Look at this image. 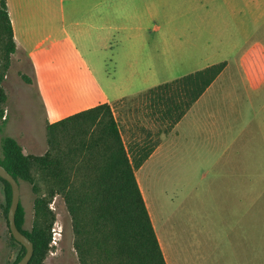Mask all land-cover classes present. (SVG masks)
Masks as SVG:
<instances>
[{"label": "crops", "instance_id": "0c3cea01", "mask_svg": "<svg viewBox=\"0 0 264 264\" xmlns=\"http://www.w3.org/2000/svg\"><path fill=\"white\" fill-rule=\"evenodd\" d=\"M172 1L168 0L166 9L137 12L120 19L124 40L118 57L128 82L123 90L114 87L109 91L103 89L100 94L90 91L89 101L71 103L73 107L66 111L62 110L65 93L61 90L56 95L59 106L54 109L53 117L46 120L47 125L104 104L111 107L131 160L150 153L135 169V175L167 264H181L176 256L177 232L170 223L171 216L165 222L160 221L154 204L148 201L140 176L147 170L151 176L169 177L182 164L215 177L218 185L214 192L227 194L222 207L235 209L237 222L248 219L247 231L257 237L260 245L257 250L254 243L247 247L242 254L244 260L238 256L243 250H237L236 262L238 259L239 263L264 264V205L256 213V203L264 202V0H181L178 5ZM25 4L26 0H7L17 48L10 69L14 61L22 64L28 59L34 74L39 71L42 81V62L64 57L57 46H46L42 34L51 36V31L54 32L59 37L56 41L59 45L89 40L81 34L79 22L72 21L62 27L45 25V20L53 14L45 8L46 0H41V8L29 12L24 10ZM77 12L76 5H72L68 17L72 19ZM25 14L41 18L42 25L34 22L25 25L21 20ZM35 36L41 39L32 46ZM102 50H107V46L91 52L88 64L96 66L97 57L100 63ZM220 63L226 64L224 70L172 128L162 119L161 106L152 103L150 97L138 95ZM92 70L94 76L101 74L99 69ZM19 74L25 85H35L26 73ZM23 75L31 83L25 82ZM136 81H141L143 87L133 91L131 82ZM13 86L8 74L3 82L6 94ZM39 89L42 91V85ZM15 138L24 151L35 149L34 139L27 141L30 146L25 148ZM244 193L251 194L247 202H243ZM240 208L246 209L244 216L239 214ZM187 235V238L192 235L190 228Z\"/></svg>", "mask_w": 264, "mask_h": 264}, {"label": "rangeland", "instance_id": "374dc122", "mask_svg": "<svg viewBox=\"0 0 264 264\" xmlns=\"http://www.w3.org/2000/svg\"><path fill=\"white\" fill-rule=\"evenodd\" d=\"M181 0H173L178 5ZM45 8L53 11L51 17L45 20L48 27L69 25L72 21L82 26L81 34L89 42H80L75 45L56 41L59 37L51 31V36L42 34V41L46 46L55 45L63 51L62 59H49L42 62V81L39 80V71L33 72V65L28 59L22 64L14 61L13 67L7 72L13 89L8 91L6 102V125L4 132L0 131V142L3 135L18 137L25 148L30 146L27 141L34 139L35 149L24 151L27 155H44L48 149L46 129L47 121L53 117L54 109L59 106L56 95L62 90L65 93L62 110L71 108L72 104L89 101L90 91L110 90L118 88L123 90L128 84L124 76V66L119 61V49L124 40L120 28V19L123 16H133L135 13L166 9L168 0H89L88 2H69L68 0H46ZM72 5L78 10L72 19L68 11ZM41 8V0H26L24 10L29 12ZM103 13L105 17H102ZM66 18L64 19V15ZM110 14V16H106ZM21 17L26 25L34 22L42 25L41 18ZM82 23V24H81ZM135 24V21H132ZM47 37V40L46 39ZM41 39L35 36L31 41L34 46ZM107 46L95 58L96 66L88 64L90 54ZM100 52V51H98ZM12 63V60H11ZM11 67V65H10ZM57 68V70H56ZM61 68V69H58ZM92 69H99L101 74L94 76ZM26 73L34 80L33 87L25 85L19 77ZM20 75V76H19ZM76 75V76H74ZM25 76V75H23ZM22 76V78H23ZM6 79V78H5ZM135 87L133 91L142 89V82H131ZM42 85V91L39 87ZM87 90V91H86ZM72 103V104H71ZM73 107V106H72ZM4 120V118H3ZM0 120V126L2 124ZM9 128V131L8 129ZM16 139V138H15ZM172 176H151L144 171L140 176L145 194L155 206L159 219L165 222L171 216L175 235L178 236L176 245L179 247L176 256L181 264H245L235 260L237 250L243 251L238 255L244 260L245 250L254 247L257 250L260 242L247 231L248 219L237 222L235 209L222 207L227 194L214 192L218 185L217 179L207 175L198 168L184 167L183 164ZM258 179V178H256ZM256 184V188H257ZM240 194V193H239ZM262 196L257 194L256 196ZM243 202L249 201L251 194H243ZM34 199L32 187L29 183L20 182V204L24 207V229L31 230L34 221ZM6 205L5 186L0 181V264H11L18 253V246L11 240L8 218L5 216ZM264 202L256 203V213L262 209ZM262 206V207H261ZM56 215L52 229V236L56 243L51 244V251L45 264H80L78 254L74 248V230L72 219L67 205L61 196H57L50 205ZM239 214L246 213L240 208ZM192 235L187 238V231ZM258 222L256 220L255 235H258Z\"/></svg>", "mask_w": 264, "mask_h": 264}, {"label": "trees", "instance_id": "16d2710c", "mask_svg": "<svg viewBox=\"0 0 264 264\" xmlns=\"http://www.w3.org/2000/svg\"><path fill=\"white\" fill-rule=\"evenodd\" d=\"M16 50L7 0H0L2 133L7 102L3 82ZM225 66L216 64L138 95L161 106V117L172 128ZM23 80L31 83L27 76ZM46 135L49 149L41 156L25 154L21 144L8 135L0 142V164L19 183H29L35 196L31 230L23 227L26 212L21 204L16 214L18 229L34 244L29 264H45L51 251L56 215L50 205L57 196L63 197L71 216L80 264H167L135 175L150 153L131 160L111 107L104 104L48 124ZM0 181L5 186L8 218L12 189L8 182ZM11 240L19 248L11 264H17L26 249L12 235Z\"/></svg>", "mask_w": 264, "mask_h": 264}, {"label": "water", "instance_id": "95a60500", "mask_svg": "<svg viewBox=\"0 0 264 264\" xmlns=\"http://www.w3.org/2000/svg\"><path fill=\"white\" fill-rule=\"evenodd\" d=\"M0 178L8 182L12 189V200L8 212V223L11 235L26 249V254L17 264H29L34 254V244L18 229L16 224V214L20 205V183L1 164Z\"/></svg>", "mask_w": 264, "mask_h": 264}, {"label": "built area", "instance_id": "2783aa9c", "mask_svg": "<svg viewBox=\"0 0 264 264\" xmlns=\"http://www.w3.org/2000/svg\"><path fill=\"white\" fill-rule=\"evenodd\" d=\"M6 119V117H4V120ZM53 243H56L54 240H52ZM52 244V243H51Z\"/></svg>", "mask_w": 264, "mask_h": 264}]
</instances>
